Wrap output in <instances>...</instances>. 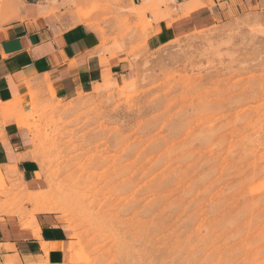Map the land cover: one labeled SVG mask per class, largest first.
Returning <instances> with one entry per match:
<instances>
[{"label": "rangeland", "instance_id": "1", "mask_svg": "<svg viewBox=\"0 0 264 264\" xmlns=\"http://www.w3.org/2000/svg\"><path fill=\"white\" fill-rule=\"evenodd\" d=\"M67 5L103 45L113 40L112 55L149 23V8L122 0ZM22 6L0 0V21ZM125 11L144 18L130 25ZM129 45L126 78L109 73L71 99L32 90L40 180L2 171L0 215L31 228L37 214L56 215L72 240L55 245L62 264H264V2L189 25L157 49L145 38Z\"/></svg>", "mask_w": 264, "mask_h": 264}, {"label": "crops", "instance_id": "2", "mask_svg": "<svg viewBox=\"0 0 264 264\" xmlns=\"http://www.w3.org/2000/svg\"><path fill=\"white\" fill-rule=\"evenodd\" d=\"M23 1L17 17L0 21V168L8 176L18 174L33 187L40 180L39 163L30 156L33 89L47 90L52 86L58 97L71 99L80 92L91 91L109 73L128 77L129 42L145 38L150 49H157L189 25L225 16L228 8L239 11L264 2L199 0L196 4V0H122L125 9L149 8L144 11L149 23L145 28L134 26V35L126 38L127 51L112 55L105 48H112L113 40L103 45V33L97 25L76 20L75 13L66 12L69 7L63 6L66 0ZM124 15L130 25L144 18L141 11L139 14L125 11ZM113 25L114 21L106 25L109 36L116 32ZM15 100L17 105L9 115L4 106ZM55 217L53 213H39L38 227L31 228L23 226L19 217L11 222L9 216L0 215V264L64 263L66 252L55 245L67 247L72 240L69 231Z\"/></svg>", "mask_w": 264, "mask_h": 264}, {"label": "bare ground", "instance_id": "3", "mask_svg": "<svg viewBox=\"0 0 264 264\" xmlns=\"http://www.w3.org/2000/svg\"><path fill=\"white\" fill-rule=\"evenodd\" d=\"M1 167V166H0ZM0 176H2V170H1V168H0Z\"/></svg>", "mask_w": 264, "mask_h": 264}]
</instances>
